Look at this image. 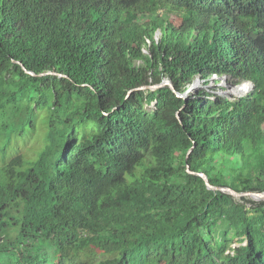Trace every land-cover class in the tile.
<instances>
[{
    "label": "trees",
    "instance_id": "16d2710c",
    "mask_svg": "<svg viewBox=\"0 0 264 264\" xmlns=\"http://www.w3.org/2000/svg\"><path fill=\"white\" fill-rule=\"evenodd\" d=\"M3 135L2 264H264V199L186 170L264 191V0H0Z\"/></svg>",
    "mask_w": 264,
    "mask_h": 264
},
{
    "label": "rangeland",
    "instance_id": "374dc122",
    "mask_svg": "<svg viewBox=\"0 0 264 264\" xmlns=\"http://www.w3.org/2000/svg\"><path fill=\"white\" fill-rule=\"evenodd\" d=\"M163 15L165 16V14H163ZM143 51L146 52V49H144ZM215 80H217V81H215ZM215 80L210 79V80H208V83H202L201 80L198 82L196 81V83H194L191 88H189L185 91V95L188 96L192 93H195L198 89L203 88L209 92L214 91L217 94H222V93L226 94L230 98L238 96V94H236V95H229L228 94L229 92L227 91L228 90L227 88H232V86H230L223 78L217 77V79H215ZM244 82H246V81H242L241 83L245 84ZM241 83H240L239 87L243 85ZM248 87H249V85H248ZM219 89H222L224 92H221L222 90H219ZM147 108L154 110L153 102H150L148 104ZM41 114H39L38 117H41ZM44 136H45V128L38 121L37 122V129L34 132L30 131V132H27L24 137L15 138L13 140V142L11 143V145L7 146L6 158H9V157H11L17 153H21L26 161H30V160L35 159L37 157L38 152L40 151L41 147L44 144ZM5 140H6L5 135L1 136V138H0V145L1 146L4 144ZM1 163H2V157L0 154V164ZM232 246H235V243H233ZM6 260H7V257H1L0 258V264L4 263ZM48 263L50 264V262H48Z\"/></svg>",
    "mask_w": 264,
    "mask_h": 264
},
{
    "label": "water",
    "instance_id": "95a60500",
    "mask_svg": "<svg viewBox=\"0 0 264 264\" xmlns=\"http://www.w3.org/2000/svg\"><path fill=\"white\" fill-rule=\"evenodd\" d=\"M21 66H22V68L24 69V71H25L26 73L34 75L33 72H31V71H29V70H26L22 64H21ZM196 81L198 82L199 80H196ZM196 81H195V82H196ZM249 83H250V82H249ZM164 84L169 85V87H170L173 91H175V89H174L172 83H171L169 80H164L162 83H159V84L148 85V86H140V87H138V88H136V89L147 88V87L153 89V88H156L157 86L164 85ZM250 84L253 85L252 83H250ZM192 85H193V84H192ZM192 85H191L189 88H191ZM237 87H239V85H234V86H232V88H237ZM130 91H131V90H130ZM130 91H129V92H130ZM221 92H224V91H221ZM244 93H245V92H244ZM244 93L238 94V96H236V97H239V96L243 95ZM176 94H177L179 97H183L184 99L186 98L185 92H184L183 94H182V93H179V92H176ZM222 94H223V93H222ZM228 94H229V95H232V93H228ZM225 95H226V94H225ZM227 96H228V95H227ZM153 106H154V110H156V107H155V101H153ZM178 118H179V117H178ZM189 151H190V150H188L186 156L188 155ZM186 168H187L186 170H187L189 173L198 174L199 176H201L202 179L204 180V183H205L206 187H207L208 189L225 191V192H227V193H229V194H231V195H233V196H235V197L249 196V197H251V198H253V199H255V200H262V199H264V191H260V192L242 191V192H239V191H236V190H234V189H232L231 187H228V186H217V185H213V184H211V183L209 182V180H208L206 174H204V173H202V172H194V171L190 170L188 164L186 165Z\"/></svg>",
    "mask_w": 264,
    "mask_h": 264
},
{
    "label": "bare ground",
    "instance_id": "6f19581e",
    "mask_svg": "<svg viewBox=\"0 0 264 264\" xmlns=\"http://www.w3.org/2000/svg\"><path fill=\"white\" fill-rule=\"evenodd\" d=\"M194 83H196V82H194ZM244 83L245 84H243L242 86L237 87V88H227L228 89L227 91L229 93H232V95L241 94V93H243L245 91L247 92L252 87V85L250 83H247V82H244ZM248 85H249V87H248Z\"/></svg>",
    "mask_w": 264,
    "mask_h": 264
},
{
    "label": "built area",
    "instance_id": "2783aa9c",
    "mask_svg": "<svg viewBox=\"0 0 264 264\" xmlns=\"http://www.w3.org/2000/svg\"><path fill=\"white\" fill-rule=\"evenodd\" d=\"M243 84V83H242Z\"/></svg>",
    "mask_w": 264,
    "mask_h": 264
}]
</instances>
